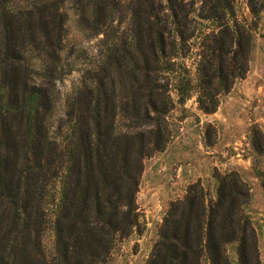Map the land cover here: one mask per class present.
<instances>
[{
    "label": "trees",
    "instance_id": "1",
    "mask_svg": "<svg viewBox=\"0 0 264 264\" xmlns=\"http://www.w3.org/2000/svg\"><path fill=\"white\" fill-rule=\"evenodd\" d=\"M233 1L202 0L196 13L188 0H0V264H106L138 226L144 161L169 143L171 78L176 104L190 97L179 53L202 41L197 104L205 115L248 71L264 0H248L251 24L238 21ZM67 3L79 30L101 37L100 59L55 121L57 84L75 70L65 55ZM195 19L212 26L203 38ZM250 135L264 195V135ZM213 179V201L195 183L169 204L146 264H261L244 214L249 189L235 172Z\"/></svg>",
    "mask_w": 264,
    "mask_h": 264
},
{
    "label": "rangeland",
    "instance_id": "2",
    "mask_svg": "<svg viewBox=\"0 0 264 264\" xmlns=\"http://www.w3.org/2000/svg\"><path fill=\"white\" fill-rule=\"evenodd\" d=\"M188 1L193 2L196 13L200 7L202 13V0ZM247 2L233 1L235 15L242 24H251L252 20ZM63 10L68 18L65 55L74 61L75 70L57 84L60 101L55 121L63 117L64 103L79 87L83 72L100 59L101 37L89 38L79 30L68 3ZM195 21L203 38L212 26L198 19ZM255 25L248 71L243 79L234 82L228 93L218 97L214 114H203L197 104V66L202 41L191 40L179 53L191 83L190 97L184 106H178L176 80L171 78L170 98L174 108L167 116L169 143L163 153L144 161L136 195L138 226L128 238L115 243L106 264H146L169 204L182 199L188 187L195 183H200L208 201H213L216 189L213 175L230 172L238 173L249 189L250 198L244 214L255 230L259 260L264 264V195L252 168L254 152L250 135L254 129L264 135V11ZM117 128L122 129L119 122ZM259 161L258 168L264 171V159L259 158ZM52 245L53 234L48 231L43 240L47 253ZM228 252L230 260L236 262L234 247Z\"/></svg>",
    "mask_w": 264,
    "mask_h": 264
}]
</instances>
